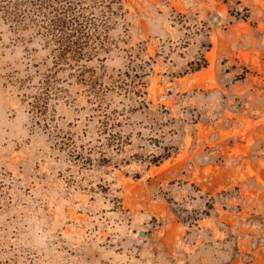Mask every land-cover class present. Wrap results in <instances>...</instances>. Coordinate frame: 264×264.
Segmentation results:
<instances>
[{"label":"rangeland","instance_id":"374dc122","mask_svg":"<svg viewBox=\"0 0 264 264\" xmlns=\"http://www.w3.org/2000/svg\"><path fill=\"white\" fill-rule=\"evenodd\" d=\"M71 1L0 6V264H264V0Z\"/></svg>","mask_w":264,"mask_h":264},{"label":"trees","instance_id":"16d2710c","mask_svg":"<svg viewBox=\"0 0 264 264\" xmlns=\"http://www.w3.org/2000/svg\"><path fill=\"white\" fill-rule=\"evenodd\" d=\"M0 6L9 17L19 19L23 10H32L36 17H40L41 28L47 34L57 37L60 48V58L65 59L67 53L74 51L76 60L85 56L79 35H85V28L90 22L86 18L79 4L71 0H0ZM73 36L78 39L74 40ZM73 42L78 47L73 49Z\"/></svg>","mask_w":264,"mask_h":264}]
</instances>
